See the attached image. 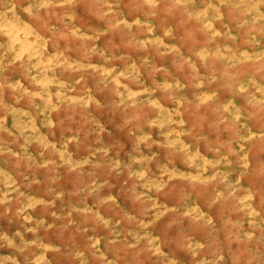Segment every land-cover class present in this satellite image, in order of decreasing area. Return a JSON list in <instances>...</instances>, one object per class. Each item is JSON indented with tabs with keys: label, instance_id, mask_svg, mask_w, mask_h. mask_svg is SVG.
Returning a JSON list of instances; mask_svg holds the SVG:
<instances>
[{
	"label": "rangeland",
	"instance_id": "rangeland-1",
	"mask_svg": "<svg viewBox=\"0 0 264 264\" xmlns=\"http://www.w3.org/2000/svg\"><path fill=\"white\" fill-rule=\"evenodd\" d=\"M0 264H264V0H0Z\"/></svg>",
	"mask_w": 264,
	"mask_h": 264
}]
</instances>
